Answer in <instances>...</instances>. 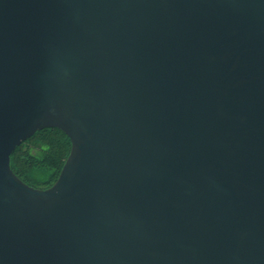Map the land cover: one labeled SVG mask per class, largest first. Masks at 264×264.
Instances as JSON below:
<instances>
[{
    "label": "water",
    "instance_id": "water-1",
    "mask_svg": "<svg viewBox=\"0 0 264 264\" xmlns=\"http://www.w3.org/2000/svg\"><path fill=\"white\" fill-rule=\"evenodd\" d=\"M0 264H264V0H0Z\"/></svg>",
    "mask_w": 264,
    "mask_h": 264
},
{
    "label": "trees",
    "instance_id": "trees-1",
    "mask_svg": "<svg viewBox=\"0 0 264 264\" xmlns=\"http://www.w3.org/2000/svg\"><path fill=\"white\" fill-rule=\"evenodd\" d=\"M71 148V140L65 132L47 127L16 147L11 156V167L28 185L46 189L59 178Z\"/></svg>",
    "mask_w": 264,
    "mask_h": 264
}]
</instances>
